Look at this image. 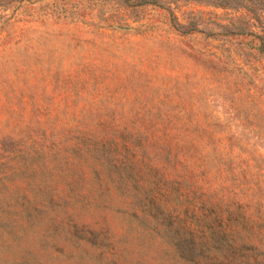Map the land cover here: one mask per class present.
I'll use <instances>...</instances> for the list:
<instances>
[{"label":"rangeland","instance_id":"374dc122","mask_svg":"<svg viewBox=\"0 0 264 264\" xmlns=\"http://www.w3.org/2000/svg\"><path fill=\"white\" fill-rule=\"evenodd\" d=\"M0 264H264V0H0Z\"/></svg>","mask_w":264,"mask_h":264}]
</instances>
